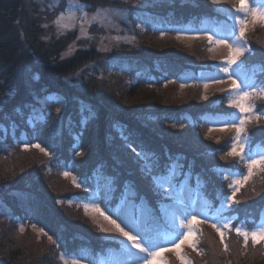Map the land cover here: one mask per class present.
<instances>
[{
    "label": "trees",
    "instance_id": "obj_1",
    "mask_svg": "<svg viewBox=\"0 0 264 264\" xmlns=\"http://www.w3.org/2000/svg\"><path fill=\"white\" fill-rule=\"evenodd\" d=\"M79 1L92 9L129 7L113 0ZM148 1L129 8L136 21L132 42L103 52L95 40L59 31L38 0H0V264H61L62 254L89 253L97 259L117 245L79 207L93 197L97 177L111 179L113 201L131 188L158 211L161 203L175 201L152 179L164 172L169 158L203 186L206 200L232 194L224 171L247 169L239 157L227 155L236 135L226 143L202 131L208 129L202 122L206 115L232 114L230 89L205 94L202 84L180 79L201 76L220 61L209 51H183L154 37L161 28L175 37L176 28L231 19L205 0L203 6L192 5L195 0ZM250 36L247 31L243 37L247 50L240 64L256 71L254 84L264 86V48ZM73 44L76 50L68 55ZM170 90L185 97L173 98ZM250 102L253 124L244 135L249 143L264 145V99L253 96ZM137 153L154 154L160 168L149 175ZM254 182L241 187L233 205L237 217L247 221L264 210V183ZM33 227L42 228L45 237ZM211 231L217 233L211 224L200 223L197 237ZM224 231L228 246L245 251L235 250L242 256L237 261H249L255 252L251 244L245 248L234 230ZM196 245L201 248L199 241ZM219 253L223 264H231V253ZM258 258L253 264H264V255ZM190 259L195 264L191 252ZM174 260L166 255L167 264Z\"/></svg>",
    "mask_w": 264,
    "mask_h": 264
},
{
    "label": "rangeland",
    "instance_id": "obj_2",
    "mask_svg": "<svg viewBox=\"0 0 264 264\" xmlns=\"http://www.w3.org/2000/svg\"><path fill=\"white\" fill-rule=\"evenodd\" d=\"M117 1V3H122L125 5H128L129 7L125 8L124 6H116L112 8H95L92 9L89 6L86 8V10L89 12V18L95 13L96 10L104 9L106 11V19L104 20L103 24L99 23H93L91 25L85 24L84 29L86 32V35H82L79 25H77L74 29L69 26L68 29H58L57 25L54 23V21L59 17L60 13L62 11L66 12L67 5L69 3V0H38L40 4H42L43 8L46 9L49 12V16L51 21L54 23L56 28L61 31L62 33L66 32H76L77 34V40H86V39H92L97 41V44L99 45L98 48L100 51L107 52L110 51L112 48L116 46H120L127 42H132L134 39L133 32L135 30V20L132 21V18H130V12L133 3L135 6L139 4H145L149 2L148 0H113ZM155 1L156 3L160 2L161 0H151ZM195 2L196 4H194ZM192 2V5L197 6H203L204 0H195ZM79 3H81L79 1ZM206 4H209L217 9L219 13L227 15L231 19V24H219V26H215L213 22L206 21L204 24L197 28L195 26L193 27H187V28H179L174 29L173 31L176 33V36H168L165 35L167 33V30L165 28H161L160 33L157 34L158 36H154L155 38H159L156 40H159L163 42V44H166L168 46H172L173 48H182L183 51H195V49H201L203 51H209L212 55V58H215V60L220 61V65L216 66L214 69H208V70H202L201 76H196L194 74H189L187 76L181 77V80L183 81V84H202L201 90L203 93L208 92H222L226 91L227 89H232V80L228 78V76L221 71V68L227 66L226 62L229 56V49L227 47L223 46H216L214 44H210L208 41V36L211 35L213 39L218 38L219 36H223L228 39V43L231 44L234 42L235 37L232 35L235 28L236 35H239L238 27L235 26L234 21L232 19L233 15H242L240 13H236V8L238 7L237 0H220V2L213 3V0H205ZM250 4H253V0H249ZM83 4V3H81ZM86 5V4H85ZM130 11V12H129ZM134 19V18H133ZM232 25V26H231ZM234 25V26H233ZM249 31L251 34L252 41L257 40V46L264 48L263 42H264V24H261L259 22L253 24L251 17H248V28L246 32ZM261 41V43L258 42ZM240 43L243 45L245 44L243 39L240 41ZM76 50V45L73 44L69 51L67 52L68 55L72 54ZM264 50V49H263ZM246 52V51H245ZM244 52V53H245ZM264 54V52H263ZM264 56V55H263ZM241 57L239 58V62L237 65L230 67V72H235V75L232 77L233 79H237V82H241L243 80H247L250 83H254L252 77H254L256 71H246V69L241 66ZM223 80V83H219L216 81ZM208 84L207 89H205L204 85ZM241 87H244V84H241ZM199 88V87H198ZM185 91L188 92V88H182ZM188 93H194V90H191ZM183 92L177 93L175 91H169V95H172L173 98H183ZM177 98V99H178ZM249 104H251L250 101H248ZM253 107V106H252ZM232 114L230 115H218L214 116L212 118H207L206 120L211 124L208 126V129H202V131H206L207 136L210 137L213 141H223L228 142L229 138L232 136L234 137L236 135L235 127L228 125L225 126L223 124H217L216 121L229 118L235 120L238 116H247L250 117V119H246L248 121L245 123V129L247 133H250L251 131V125L253 124V113L248 114H241L238 112L237 109L232 110ZM264 117V116H263ZM264 120V119H262ZM262 122V121H261ZM264 123V121L262 122ZM255 125V124H254ZM222 127H226V130H220ZM243 138V137H242ZM235 142V141H234ZM250 148L249 142L245 146V153L248 152ZM252 149V148H251ZM256 152L264 151V147L260 148H254ZM180 165V163H178ZM248 173V168L245 171H224V176H227V178L231 181L232 185V193L233 188L238 187L239 190L242 186L246 185V182L249 180L251 182L253 181V177H258L257 181H261L260 183H264V177H262V169L260 167L253 169V175L247 179V181L243 182L241 185L236 186L234 184V181L236 179H241L243 181L244 176H246ZM182 174V168L178 167L176 170L175 176L172 178V187L165 188L169 195L172 198H175V201L172 203L170 200L167 202H163L160 205V208L158 211H154L153 209H150L147 204L144 202V200L138 199L136 197V193L131 188H126L124 190V194L117 195L116 201H113L114 199V190L112 189L111 179L110 178H102L97 177L94 183V195L91 198L90 201H84L79 206L81 210L88 216L91 223H94L99 230L100 233L105 235L107 238H110L112 240H116L117 245H112L111 249H108L104 254H98L97 256L100 258L98 261L91 256L89 253H84L83 256H70L64 254V259H60L61 264H72L73 258L79 259V264H117L118 261H122L125 258L120 256L121 252V241H123V237L119 235L114 225L109 223L108 220H105L103 216H101L99 213L92 210L94 206H99V208L105 213V215L110 216L111 219H115L117 223L121 224V227H125V225L121 222V217L127 214L134 213L135 218L137 219L140 226L144 229H147L149 231V234L152 235V237L156 240L157 244L160 246H168L171 247L172 238L176 237L177 233L186 231V229H180L178 226V222L180 220H185V222L190 221L191 214H195L198 219L208 221L210 223H213V221H217L219 223H223L225 221L231 222L233 230L235 227L240 226L244 229H247L249 231L255 230L257 227H259L261 224H264V216H262V213L260 214L259 223L255 226L254 223L252 225L247 224L246 222H240L232 223V219L228 218L224 214L226 213V210L228 207L225 206L226 201L228 200V197H230L232 194L227 195V197L224 199V203L221 208L215 210V211H208V206L206 200L204 201L201 197V194L198 193V200L196 202L191 201L192 192L197 189V186L199 188L198 183L191 184L189 178L187 175H181ZM74 179V177H72ZM76 180V179H75ZM77 181V180H76ZM252 184V185H254ZM197 185V186H196ZM238 190V191H239ZM237 191V192H238ZM236 192V193H237ZM200 194V195H199ZM137 200H136V199ZM178 202H181L182 204H178ZM141 204L146 205V208L150 210L141 212L139 208H133V205L140 206ZM86 206L87 209H86ZM158 208V205H156ZM212 212H214L212 214ZM174 214V215H173ZM187 217V219H186ZM255 217H258V214L255 215ZM175 218V219H174ZM256 221V220H255ZM22 229H25L23 226ZM42 228L33 227V230L38 233V235L42 238L45 237V233L41 230ZM103 229V231H102ZM177 230L176 233H172L173 230ZM195 229L197 230V234L200 231V224L195 226ZM125 230H129L127 227H125ZM215 232H210V234H213ZM133 234H136L135 232ZM207 235L206 237H198L195 239V243L199 244L201 246L200 249L193 250L191 247H189L187 244L182 246V252L181 254L184 256L185 260L188 262V264H193L190 259V252L192 257L195 260V264H223V255H221L219 252H225L223 245L220 243V237L219 235ZM217 234V233H215ZM242 238V237H241ZM47 239V243L51 244L52 239ZM198 239V241H197ZM213 239V240H212ZM251 242V241H249ZM126 243V241H125ZM243 245V243H241ZM251 244V248L255 251L253 254L250 255V260H240L238 259L242 258L241 254L244 255L243 250H240L237 248V245H232L228 247V254L231 253L232 256L230 257V263L231 264H244L252 262L251 264L255 263L257 257H262L264 255V243H261L259 245H253ZM203 246V251H202ZM235 250H239L240 253H236ZM252 250V251H253ZM134 251V250H133ZM209 251V254L207 252ZM218 251V253H216ZM237 254L236 258L235 255ZM166 255H172L176 260H174L171 264H180V260L177 259L175 252H165L163 257H161V260L167 264L166 261ZM210 255V256H209ZM248 255V254H246ZM209 256V257H208ZM240 257V258H239ZM210 258V259H209ZM259 263V262H257ZM229 264V263H227Z\"/></svg>",
    "mask_w": 264,
    "mask_h": 264
},
{
    "label": "snow or ice",
    "instance_id": "obj_3",
    "mask_svg": "<svg viewBox=\"0 0 264 264\" xmlns=\"http://www.w3.org/2000/svg\"><path fill=\"white\" fill-rule=\"evenodd\" d=\"M219 2L220 0H213V3L218 4ZM237 3L238 7L235 11L236 13H240L242 15H233L232 17L234 24L238 27L239 31L238 36L236 35L235 30L233 31L232 35L235 37L234 42L229 44V38L219 36L218 38L213 39L211 35L208 36V41L210 44L227 47L229 49V56L226 62L227 66L221 68V71H223L228 78L232 80V89L229 90V106L237 109L241 114H248L254 111L252 105L248 103L253 96L264 99V86H257L247 80L237 82V79L232 78L235 75V72H230V67L237 65L239 58L243 56L244 52L247 50V45H242L240 41L245 36L248 28V17H251L253 24L257 22L264 24V0H253V4H250L249 0H237ZM87 7L88 5L79 3V0H69L66 12L62 11L54 23L57 25L58 29H68L69 26L74 29L77 25H79L82 35H86L84 25H91L93 23H99L102 25L106 19L107 11L104 9L96 10L91 18H89V12L86 10ZM216 82L223 83L224 81L219 80ZM241 84H244L243 88L241 87ZM204 87L207 89L208 84L206 83ZM205 99H207V97H205ZM259 118V116L256 117V119ZM246 119H250V117L238 116L235 120L224 118L216 121L217 124H223L225 126L231 125L235 127V142L232 143L231 150L227 153V155L239 157L241 161H244L247 164L248 173L244 176L243 181L241 179H236L234 181L236 186H239L243 182L247 181V179L253 175V169L260 167L264 170V151L256 152L249 148L248 152L245 153V146L248 144V139L246 135H244L246 133ZM220 130H226V127H222ZM34 147L40 148L41 151H45V149L41 148L39 144L34 145ZM133 151H135V149H133ZM137 156L142 158L144 170L149 175H152L154 171L160 168L159 159L156 158L154 154L137 153ZM169 159L170 163L165 165L164 172L152 176L154 184L160 189L172 187L171 181L176 174L177 168H182V165H179L177 160H172L171 158ZM64 175L67 177L69 173L64 172ZM225 179H227V176H225ZM238 190V187L233 188L232 195L228 197V200L225 203L226 207L231 208L234 204L239 203V201L235 199V194ZM167 195L171 194L168 193ZM87 207L88 206H86V209ZM133 208H139L141 212H150L144 204H141L140 206L133 205ZM92 210L99 213L105 220H108L109 223L114 225L119 235L123 237V241H121L120 256L125 259L118 261L117 264H165V262L161 260V257H163L165 252H175L177 259L180 260V264H188L184 256L181 254L182 246L187 244L193 250L197 249V245L195 243L197 230L195 229V226L204 222L203 220L198 219L195 214H191V219L188 222L180 220L178 222L179 228L186 229V231L177 233L176 237L172 238L171 247H168L158 245L152 235L149 234V231L140 226L134 213L121 217V222L129 229L126 231L125 227H121V224L117 223L115 219H111L110 216L105 215L98 205L94 206ZM211 226L218 233L220 243L223 245L224 251L227 252L229 246L225 242L224 230L227 229L228 231H233L231 222L225 221L223 223H219L217 221H213ZM21 231H23V229H21ZM234 231L237 236L243 238V246L245 248L248 247L249 241H251L253 245L264 243V224H261L255 230L251 231L237 226ZM134 232L136 234H133ZM49 239H51V237H49ZM61 259H64V254L61 255ZM72 264H79V259L73 258Z\"/></svg>",
    "mask_w": 264,
    "mask_h": 264
}]
</instances>
